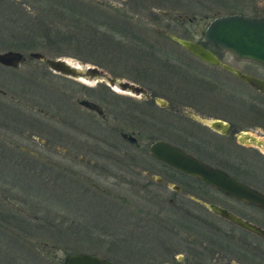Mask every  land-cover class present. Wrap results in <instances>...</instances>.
I'll list each match as a JSON object with an SVG mask.
<instances>
[{
    "label": "flooded vegetation",
    "instance_id": "flooded-vegetation-1",
    "mask_svg": "<svg viewBox=\"0 0 264 264\" xmlns=\"http://www.w3.org/2000/svg\"><path fill=\"white\" fill-rule=\"evenodd\" d=\"M193 17L186 19L190 21ZM157 33L169 39L164 34L169 32L157 30ZM197 42L212 50L221 62L257 78L263 90L193 56L203 66L198 71L192 70L198 89L191 83L184 93L185 102H172L161 89L158 91L166 96L153 92L136 76L134 79L140 83L115 77L114 72L109 74L96 66L110 78L127 82L143 92L121 90L98 79L80 80L78 91L87 89L90 92L86 94L96 100L75 98L78 110L61 105L54 116L46 109L36 108L39 117L28 114L20 119L22 123L16 115L10 121L0 117V159L7 158L15 166L31 168V176L38 184H27L22 193L32 194L34 198H53L54 202L58 199L63 204L67 183H71L73 195L90 198L89 202L94 203L92 209L98 208L90 220L75 222L76 227H81L80 233L92 237L84 241L94 245L70 248L71 244H65L69 252H64L63 258L83 253L108 264H264V206L225 194L149 153L152 142H167L221 170L264 200V64L212 49L203 38ZM225 54L235 62L225 61ZM25 58L24 55L20 63ZM18 65L0 64V68L15 70ZM167 66L143 71L132 69L160 78L154 82L162 84L165 80L171 82L163 76L176 74L172 64ZM46 70L79 81L47 67ZM227 77L234 80V85L227 86ZM85 83L92 87L98 84V92L91 93L92 89L86 88ZM226 86L230 92H237L229 96L219 94ZM13 98L0 89V99L12 101ZM224 98L233 104H226ZM83 101L95 104L98 109L87 107ZM24 104L32 110L30 103ZM51 152H56L61 161L50 159ZM72 164L75 169L70 171L68 165ZM11 183L14 188L10 197L16 200L17 185ZM212 206L258 231L234 223ZM42 207L48 211V206ZM11 208L15 209L14 205ZM88 226L87 232L84 228Z\"/></svg>",
    "mask_w": 264,
    "mask_h": 264
},
{
    "label": "rangeland",
    "instance_id": "rangeland-1",
    "mask_svg": "<svg viewBox=\"0 0 264 264\" xmlns=\"http://www.w3.org/2000/svg\"><path fill=\"white\" fill-rule=\"evenodd\" d=\"M89 1L82 0V3L87 4ZM92 1L109 4V7L114 8L116 12H123L124 15L130 17L138 27V32L135 34L144 44L153 45L154 49L151 51L146 48L128 50L111 48V44L86 38L82 33L71 34L69 38L64 37L66 40L61 41L57 39L59 35L56 36L54 30L48 31L50 36L47 40L43 37L41 28L58 23L56 19L60 20V15L65 13L61 11L62 7L60 11H56V5H53L50 0H0V52L19 51L26 57L25 61L20 63L15 70L0 68V89L14 97L12 101L0 99L2 100V102L0 101V117L6 121H10V118L15 115L19 120L24 119L23 116L26 117L28 114L33 118L39 117L36 108L46 109L57 116V110L61 105H64L65 109L76 110L74 99L79 96L95 98L91 97L92 95H87L90 92L87 89L78 91L80 80L74 81L52 74L46 70L42 61L29 57L28 53L30 52H39L45 57H64L76 63L98 66L109 74L111 71L114 72V75H111L115 77L139 82L134 79L136 76L150 86L152 89L144 84L153 92L161 94L158 91L161 89L160 91L163 90L162 92H165L172 102H185L187 99L184 93L191 88L192 84L198 89L197 81L193 79L195 75L192 70L201 69L203 65L179 45L158 34L157 30L167 31L177 36H188L189 39L197 42L202 41L203 37L200 32L215 16L231 13L252 16L264 14V0ZM175 3H179L181 6L173 5ZM86 10L88 9L86 8ZM97 11L99 19V14L102 15V13H100V8H97ZM149 12L152 15H147ZM54 14L60 15L54 16ZM192 16H194L193 20L186 19ZM63 20L66 21V19ZM61 24L60 27H57L58 30L64 29V23ZM104 29L103 27L98 28V32L107 31L106 28ZM106 33L111 35L109 32ZM110 40L118 41L116 35ZM223 59L227 62H235L228 54H225ZM170 64L176 69V74L168 77L163 76L165 79H170L171 82L165 80L162 84L156 83L160 78H151L150 74L135 72L132 69L137 68L141 71L145 68L164 69ZM168 73L165 71L166 75ZM226 79L227 86L230 83L234 85V80L228 77ZM86 85V88L92 89L91 93L98 92V84L94 87ZM227 86L218 93H226L224 95L229 96L237 92L231 90V93ZM58 87H60L59 91ZM227 98H224L225 103L233 104ZM98 102L100 103V101ZM24 103H30L32 110ZM152 110L156 112L154 109ZM218 110H222V108ZM68 113L69 111H67V115ZM20 122L22 123L21 120ZM69 131L70 129L67 127L66 133ZM56 144L58 145V143ZM33 149L45 154V151L37 147H33ZM49 154L50 159L61 161L56 152ZM68 166L71 168L70 171L75 169L73 164ZM37 169L39 167H36ZM31 174L32 169H28L25 165L15 166L10 161L7 162V158L0 159V264H62L64 252H69L68 248H65V244H71L70 248L94 245L84 241L92 237L86 235L87 233H80L81 229L79 228L81 227L75 225L77 221L90 220V217L97 212L98 208L92 209L94 203L89 202L90 198H78L75 194L73 195L74 186L67 182V193L62 197L63 204L58 202L56 193L53 194L56 196L57 202H54L53 198L48 200L43 197L34 198L32 194L21 191L27 189V184L38 185ZM12 181L17 185L18 198L16 200H12L10 197L11 189L14 188ZM78 199L82 201L77 202ZM35 202H39L38 207L31 206ZM12 205L15 209L11 208ZM42 206H48V211L45 212ZM84 229L88 232L89 226ZM79 237L80 239H77Z\"/></svg>",
    "mask_w": 264,
    "mask_h": 264
},
{
    "label": "water",
    "instance_id": "water-1",
    "mask_svg": "<svg viewBox=\"0 0 264 264\" xmlns=\"http://www.w3.org/2000/svg\"><path fill=\"white\" fill-rule=\"evenodd\" d=\"M164 34L200 61L230 71L244 82L263 90V84L257 78L241 73L239 70L221 62L212 50L198 42L169 33ZM200 34L205 44L212 49L227 51L237 59L252 60L264 64V15L252 16L240 13L218 15L206 24ZM28 56L43 61L52 72L72 79L82 81L98 79L114 85L121 90H128L134 93L143 92L140 88L127 82L110 78L103 70L94 65L76 63L64 57H45L39 52H30ZM23 57V53L19 51L6 50L0 52V64L16 67L23 61ZM83 103L89 108L98 109L95 104L86 101H83ZM149 153L161 162L183 173L195 176L225 194L264 206L262 197L251 189L243 186L221 170L199 161L167 142L161 140L152 142L149 146ZM212 208L234 223L251 231H258L253 226L239 220L224 210H220L215 206H212ZM62 262L63 264H108L101 259L83 253L66 255Z\"/></svg>",
    "mask_w": 264,
    "mask_h": 264
},
{
    "label": "trees",
    "instance_id": "trees-1",
    "mask_svg": "<svg viewBox=\"0 0 264 264\" xmlns=\"http://www.w3.org/2000/svg\"><path fill=\"white\" fill-rule=\"evenodd\" d=\"M53 5H56V11L62 7L61 11L65 13L63 15L54 14V16L60 15V20L56 19L58 23L48 25V27L41 28L43 37L49 38L51 31H56L55 34L57 39L61 41L64 37L69 38L71 34L82 33L86 38H92L95 40H101L104 44H111V48H122V49H154L153 45L143 43L142 40L138 38L135 32H138L137 24L133 20L124 15L123 12L119 13L114 10V8L109 7V4L91 2L83 4L82 0H50ZM178 2V0H177ZM93 3V4H92ZM177 6L181 4L177 3ZM89 6V7H88ZM86 8L88 10H86ZM97 8L101 10L98 19ZM110 13H107V12ZM55 13V12H54ZM67 13V15H66ZM147 15H152L150 12ZM63 19H66L64 21ZM65 26L64 29L58 30L62 24ZM106 28L107 31L98 32V28ZM49 31V32H48ZM48 32V33H47ZM109 32L111 35H107ZM67 34V35H66ZM117 37L118 41H111V38ZM114 36V37H113ZM94 37V38H93ZM29 39V38H28ZM91 39V41H93ZM125 39V40H124ZM48 40V39H47ZM66 40V39H64ZM123 40V41H122ZM32 41V40H31ZM126 42V43H125ZM28 43V42H27ZM124 43V44H123ZM131 43V44H130ZM149 50V51H150ZM26 189V188H25ZM1 206V205H0Z\"/></svg>",
    "mask_w": 264,
    "mask_h": 264
},
{
    "label": "bare ground",
    "instance_id": "bare-ground-1",
    "mask_svg": "<svg viewBox=\"0 0 264 264\" xmlns=\"http://www.w3.org/2000/svg\"><path fill=\"white\" fill-rule=\"evenodd\" d=\"M88 81V80H87ZM84 82V81H83ZM86 82V81H85ZM91 83V82H90Z\"/></svg>",
    "mask_w": 264,
    "mask_h": 264
}]
</instances>
